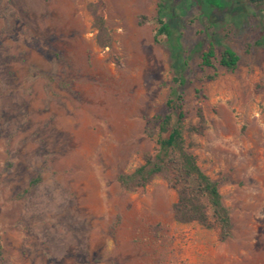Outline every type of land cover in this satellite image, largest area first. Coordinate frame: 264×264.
Returning <instances> with one entry per match:
<instances>
[{
  "label": "rangeland",
  "instance_id": "rangeland-1",
  "mask_svg": "<svg viewBox=\"0 0 264 264\" xmlns=\"http://www.w3.org/2000/svg\"><path fill=\"white\" fill-rule=\"evenodd\" d=\"M167 1L190 117L201 106L207 120L192 151L219 183L232 236L177 223L164 178L136 192L118 181L154 150L145 129L175 86L158 0H0L1 264H264V2ZM211 41L240 56L216 79L200 64Z\"/></svg>",
  "mask_w": 264,
  "mask_h": 264
},
{
  "label": "trees",
  "instance_id": "trees-1",
  "mask_svg": "<svg viewBox=\"0 0 264 264\" xmlns=\"http://www.w3.org/2000/svg\"><path fill=\"white\" fill-rule=\"evenodd\" d=\"M201 8L226 9L229 0H195ZM250 5L259 6L264 0H245ZM174 16L172 6L167 0H158V9L154 19L158 23L156 40L166 36L171 51L173 70L172 88L167 100L169 112L156 115L145 129L146 135L155 143L152 152L144 154V162L132 172L118 176L121 187L136 192L151 184L156 178H164L177 191V200L173 204L174 219L177 223H197L208 229H217L221 241L232 236L233 223L231 212L223 201L219 183L199 164L197 155L192 151L195 142L192 136L202 134L207 128V120L201 106L195 109L196 121L190 117L184 94L186 84L185 71L188 66L186 50L178 39L174 38V29L169 18ZM94 27L97 29V41L101 47L111 44V34L102 15L94 11ZM260 43V41H258ZM200 49L201 66L215 69L209 79L218 77V67L234 71L240 61L239 54L225 46L217 55L216 42H209L206 49ZM38 182V180H36ZM3 260V244L0 240V264Z\"/></svg>",
  "mask_w": 264,
  "mask_h": 264
}]
</instances>
